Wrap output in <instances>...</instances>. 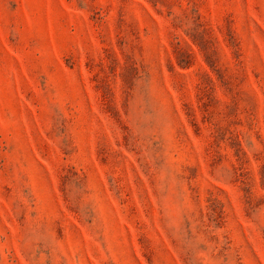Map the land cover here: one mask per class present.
<instances>
[{"label": "rangeland", "instance_id": "obj_1", "mask_svg": "<svg viewBox=\"0 0 264 264\" xmlns=\"http://www.w3.org/2000/svg\"><path fill=\"white\" fill-rule=\"evenodd\" d=\"M0 264H264V0H0Z\"/></svg>", "mask_w": 264, "mask_h": 264}]
</instances>
